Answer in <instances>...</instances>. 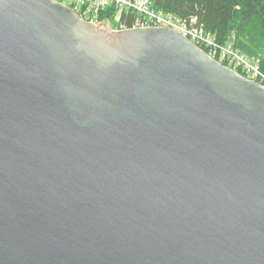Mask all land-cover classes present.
Returning <instances> with one entry per match:
<instances>
[{
  "label": "water",
  "instance_id": "1",
  "mask_svg": "<svg viewBox=\"0 0 264 264\" xmlns=\"http://www.w3.org/2000/svg\"><path fill=\"white\" fill-rule=\"evenodd\" d=\"M0 264H264V84L171 27L0 0Z\"/></svg>",
  "mask_w": 264,
  "mask_h": 264
},
{
  "label": "trees",
  "instance_id": "2",
  "mask_svg": "<svg viewBox=\"0 0 264 264\" xmlns=\"http://www.w3.org/2000/svg\"><path fill=\"white\" fill-rule=\"evenodd\" d=\"M155 11L181 19L196 16L219 45H229L257 63L264 84V0H151ZM113 8L105 14L110 15ZM135 12L124 14L128 28L133 26Z\"/></svg>",
  "mask_w": 264,
  "mask_h": 264
},
{
  "label": "built area",
  "instance_id": "3",
  "mask_svg": "<svg viewBox=\"0 0 264 264\" xmlns=\"http://www.w3.org/2000/svg\"><path fill=\"white\" fill-rule=\"evenodd\" d=\"M63 3L81 13L83 17L95 25H98L97 23H99V21L106 23L113 20L117 21L119 23L117 31L128 28V23L124 20V14L127 15L129 12H135L136 16L132 27H171L188 37L212 58H217V61H219V57L222 56L226 63H230L229 57L231 55H235L241 60L244 59V56L235 51L231 46L219 45L215 38L205 30L204 26L197 22L196 16L190 17L187 20L163 11H155V9L152 8L151 0H67V2ZM111 8H113L112 11H114L112 14L101 16ZM219 62L221 63V61ZM247 62V66L245 64L244 70H246L249 76L246 77L258 80L257 78L261 73L257 63L254 62V65H251V63Z\"/></svg>",
  "mask_w": 264,
  "mask_h": 264
},
{
  "label": "rangeland",
  "instance_id": "4",
  "mask_svg": "<svg viewBox=\"0 0 264 264\" xmlns=\"http://www.w3.org/2000/svg\"><path fill=\"white\" fill-rule=\"evenodd\" d=\"M59 1H62V0H59ZM62 2H67V0H63ZM166 15V14H165ZM99 26L100 29H103V30H107L108 28L109 29H114V30H117L118 29V26H119V23L117 21H111V22H100L97 23ZM240 54V53H239ZM242 55V54H241ZM220 56V55H218ZM239 56V55H238ZM244 56V55H243ZM244 59L241 60L239 59L238 57H236L235 55H231L229 57V62L230 63H226L224 58L222 56L219 57V61H221V63L225 64L226 66H228L229 68L237 71L238 73H240L241 75H243L244 77L246 76H249L247 73H246V70H244V66L246 64V62L248 61L249 63H251V65H254V61L250 60L249 58L247 57H243ZM217 59V58H216ZM247 62V63H248ZM256 63V62H255ZM247 66V64H246ZM244 70V71H243Z\"/></svg>",
  "mask_w": 264,
  "mask_h": 264
}]
</instances>
